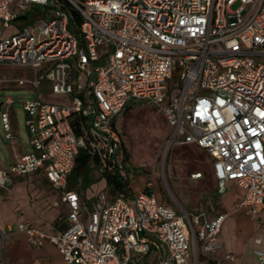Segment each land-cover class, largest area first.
Instances as JSON below:
<instances>
[{"label": "built area", "instance_id": "2783aa9c", "mask_svg": "<svg viewBox=\"0 0 264 264\" xmlns=\"http://www.w3.org/2000/svg\"><path fill=\"white\" fill-rule=\"evenodd\" d=\"M40 7L45 14L29 20ZM0 65L25 71L0 78V88L28 96L19 101L29 135V149L0 166V190L42 173L69 207L49 231L0 224V264L9 263L17 232L33 246L56 245L67 264H132L153 250L157 264L221 263L228 213L180 212L160 201L153 183L130 189L117 118L133 102L163 114L169 146L207 150L219 193L236 181L244 190L239 207L264 220V0H0ZM15 103L8 96L0 109L12 141ZM82 149L102 176L126 184L125 195L106 190L84 202L69 188ZM254 242L264 264V237Z\"/></svg>", "mask_w": 264, "mask_h": 264}, {"label": "rangeland", "instance_id": "374dc122", "mask_svg": "<svg viewBox=\"0 0 264 264\" xmlns=\"http://www.w3.org/2000/svg\"><path fill=\"white\" fill-rule=\"evenodd\" d=\"M239 3L234 4L236 9ZM45 14L44 8L28 12L29 20H36ZM25 23V22H23ZM25 71L10 66L0 65V78L9 79L13 76H22ZM177 80L170 79L168 85L173 87ZM23 88L15 86H3L0 88V102L11 96L16 100L12 107L11 123L13 127V141L6 138L0 117V166L8 167L9 163L16 161L14 147L17 151H27L29 135L25 125L23 104L19 99H24ZM32 97V95H31ZM59 98H53L57 101ZM120 130L130 155L129 182L135 192L146 188L148 182L154 184L155 191L166 203L184 212H198L212 204L216 211L226 210L217 200L221 195L216 192V180L212 170L210 156L197 146H169L170 125L161 115L158 109L151 104L133 102L127 106L120 115ZM141 148V149H140ZM194 172H202L203 180L199 182L193 177ZM90 176L94 181L75 182V175L69 180V188L84 190L87 198L91 199L96 193L106 191V182L101 178L98 169L92 166ZM51 185L48 179L34 174L16 179L10 190H0V201L7 207L13 200L11 193L17 191V209L25 203H29L35 210L40 205H45L51 195ZM237 190L231 187L224 197L233 198ZM46 206V205H45ZM48 206V205H47ZM46 206V207H47ZM22 210V209H21ZM16 212L7 209L5 218H15ZM260 233L254 234L251 240V248L233 250L234 259L222 260L220 264H262L255 255L254 238ZM247 240L246 244H249ZM222 255V254H221ZM149 257V261L153 260Z\"/></svg>", "mask_w": 264, "mask_h": 264}, {"label": "crops", "instance_id": "0c3cea01", "mask_svg": "<svg viewBox=\"0 0 264 264\" xmlns=\"http://www.w3.org/2000/svg\"><path fill=\"white\" fill-rule=\"evenodd\" d=\"M159 113L163 115L160 111ZM120 115L117 118V124H118L119 129H120V125L122 124L120 121ZM170 134H171V131H170ZM176 145L178 146H197L195 144H174L173 146H176ZM197 147L200 148L202 151L206 152L212 160V170H213V174L216 180V192L221 195L220 199H218L217 202L221 203V205H223L226 209V210L216 211L212 204H210V206L208 204V207L206 209H203V208L199 209L198 212L206 211L211 217L214 216L218 212H226L229 214L223 225V228L220 234V240L223 245L218 253V256L221 261L223 259L227 260L225 255L227 253H233V250L241 251V249L245 248L244 245L246 246L247 250L250 249L251 244H252L251 240L253 239L254 234L260 233L264 237V220L261 221L257 218H254L250 210H248L247 208L239 207L240 201L244 194V190L237 184L236 181H230L228 183L226 192L223 194L219 193L218 181H217V178L214 172V159L207 150L199 146ZM13 149H14L15 154H22L25 152V151L23 152L17 151L15 147ZM28 149H29V144H28ZM127 153H128V150H127ZM128 158L130 161L129 153H128ZM92 166L98 169L96 163H92ZM197 173H201V177L194 178V179H196V181L199 182L200 180L204 179L203 173L194 172L193 175ZM34 176L45 177L44 174L42 173H35ZM23 177L24 176H19L17 178L20 179ZM100 177L104 178L102 175ZM105 182H106V179H105ZM150 183L152 182H148L145 189H147ZM50 185L52 189H51V195L48 197L49 200L45 203L46 206L48 205L47 207L45 205H40L37 208H35V210H33L30 208L29 203H25L21 207L22 210L17 209L16 208L17 199H18L17 191H14L13 193H11V196L14 201L10 203L9 207H7L6 204L4 205V203L0 201V205L2 207V212L0 214V224L4 226L8 223H13V224L25 223L28 225L38 227L45 231H49L52 227L56 225V223L59 221L60 218L66 217L69 211V207L67 203L62 200L61 192L58 189H56L51 183ZM129 187L134 193H139L145 190L143 189L142 191L135 192L130 186V182H129ZM231 187L237 190V194L233 198L224 197V195L227 194L228 190ZM71 189L77 190L81 195L82 201L84 202H90L98 194L96 193L91 199H88L87 193L84 190L79 191V189H76V188H71ZM106 190L108 191L107 182H106ZM158 198L163 203L173 206L172 204L166 203V201L160 198L159 195H158ZM56 202H58V205L56 204ZM7 209H9L10 211L16 212L14 216L15 218L7 219L3 216L4 211H6ZM178 210L180 211V209ZM184 210L188 211L186 209ZM188 212H191V211H188ZM247 240H250L249 244H246ZM255 248H256V245H255ZM3 258H4L3 242L0 238V260H2ZM245 262L246 260L243 262V264ZM8 264H67V263L61 251L56 245L50 242H46L42 246H33L28 242L25 234L17 232L15 234L14 239L9 242V263Z\"/></svg>", "mask_w": 264, "mask_h": 264}, {"label": "trees", "instance_id": "16d2710c", "mask_svg": "<svg viewBox=\"0 0 264 264\" xmlns=\"http://www.w3.org/2000/svg\"><path fill=\"white\" fill-rule=\"evenodd\" d=\"M92 163H96V160L85 150L82 149L76 160V165L71 172V175H75V182L83 181H94L90 176L92 169ZM69 177V180H70ZM106 179L108 191L113 195H125L127 193L126 184L116 175L105 174L103 176ZM146 190V189H145ZM58 222L56 223V225ZM153 256V260L149 261V257ZM160 254L153 250L150 253L139 257V259L132 262V264H157ZM215 264V262H212Z\"/></svg>", "mask_w": 264, "mask_h": 264}, {"label": "water", "instance_id": "95a60500", "mask_svg": "<svg viewBox=\"0 0 264 264\" xmlns=\"http://www.w3.org/2000/svg\"><path fill=\"white\" fill-rule=\"evenodd\" d=\"M2 102H0V109H1Z\"/></svg>", "mask_w": 264, "mask_h": 264}, {"label": "bare ground", "instance_id": "6f19581e", "mask_svg": "<svg viewBox=\"0 0 264 264\" xmlns=\"http://www.w3.org/2000/svg\"><path fill=\"white\" fill-rule=\"evenodd\" d=\"M141 149V148H140Z\"/></svg>", "mask_w": 264, "mask_h": 264}]
</instances>
